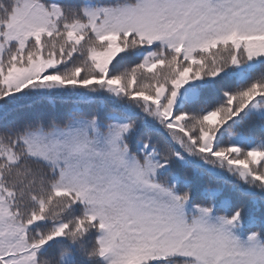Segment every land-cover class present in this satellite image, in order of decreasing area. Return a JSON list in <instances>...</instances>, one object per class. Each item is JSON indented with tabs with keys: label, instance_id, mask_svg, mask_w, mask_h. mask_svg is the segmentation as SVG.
<instances>
[{
	"label": "snow or ice",
	"instance_id": "obj_1",
	"mask_svg": "<svg viewBox=\"0 0 264 264\" xmlns=\"http://www.w3.org/2000/svg\"><path fill=\"white\" fill-rule=\"evenodd\" d=\"M0 264H264V0H0Z\"/></svg>",
	"mask_w": 264,
	"mask_h": 264
}]
</instances>
